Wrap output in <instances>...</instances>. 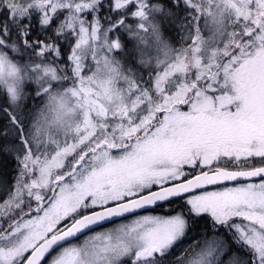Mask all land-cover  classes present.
I'll use <instances>...</instances> for the list:
<instances>
[{"label": "snow or ice", "instance_id": "6c2138e0", "mask_svg": "<svg viewBox=\"0 0 264 264\" xmlns=\"http://www.w3.org/2000/svg\"><path fill=\"white\" fill-rule=\"evenodd\" d=\"M4 162L0 264H264V0H0Z\"/></svg>", "mask_w": 264, "mask_h": 264}, {"label": "trees", "instance_id": "16d2710c", "mask_svg": "<svg viewBox=\"0 0 264 264\" xmlns=\"http://www.w3.org/2000/svg\"><path fill=\"white\" fill-rule=\"evenodd\" d=\"M201 25H202V23H201ZM145 78H147V77H145ZM13 167L14 166L10 162L0 163V173L3 174L2 176H0V185L3 186V187H0L1 189H3V194H2L1 197H3V195L6 196V197H3V198H7L8 197V192H7L8 184H7V181H10L11 178H12V175H13L12 169H13ZM0 199H2V198H0ZM157 212L162 214L164 212V209H157ZM0 222L5 223V226H6V221H0ZM105 227H107V226H105ZM97 230H99V229H97ZM200 231H202V229H200V228L194 229L192 232L189 233V238L190 239H188V240L191 241V238L198 237ZM82 238H84V237H81L80 240Z\"/></svg>", "mask_w": 264, "mask_h": 264}, {"label": "rangeland", "instance_id": "374dc122", "mask_svg": "<svg viewBox=\"0 0 264 264\" xmlns=\"http://www.w3.org/2000/svg\"><path fill=\"white\" fill-rule=\"evenodd\" d=\"M202 27H203V22H202V25H201ZM231 30V29H230ZM203 35L205 36V38H208L210 35H211V33L208 31V29L207 28H204V30H203ZM89 63L91 64L92 63V61H91V58L89 57ZM29 103H31V101H29ZM255 182H259V181H255ZM0 187H3V186H1L0 185ZM2 194H3V189H1L0 188V198H3V197H6L5 195H3V197H1L2 196ZM7 199V198H6ZM5 199V200H6ZM1 202V201H0ZM154 214H161V213H154ZM163 214V213H162ZM130 219H131V217H130ZM113 225H108L107 227H105V228H109V227H112ZM101 229H99V230H97V231H100ZM93 233H90V234H87V235H92ZM84 238H82L81 239V241L83 240ZM191 241L190 240H188V239H186V241H185V244L184 245H181V248H183V247H185L188 243H190ZM177 254H179V251H180V249H176V250H174Z\"/></svg>", "mask_w": 264, "mask_h": 264}, {"label": "water", "instance_id": "95a60500", "mask_svg": "<svg viewBox=\"0 0 264 264\" xmlns=\"http://www.w3.org/2000/svg\"><path fill=\"white\" fill-rule=\"evenodd\" d=\"M254 180H255V181H259V178H254ZM108 225H110V224H106L105 226H108ZM105 226H104V227H105ZM96 230H97V229H96ZM87 234H89V233H86V235H87Z\"/></svg>", "mask_w": 264, "mask_h": 264}, {"label": "flooded vegetation", "instance_id": "af4514ba", "mask_svg": "<svg viewBox=\"0 0 264 264\" xmlns=\"http://www.w3.org/2000/svg\"><path fill=\"white\" fill-rule=\"evenodd\" d=\"M6 198H2V199H0V201L2 202L3 200H5ZM156 213H158V212H156Z\"/></svg>", "mask_w": 264, "mask_h": 264}]
</instances>
